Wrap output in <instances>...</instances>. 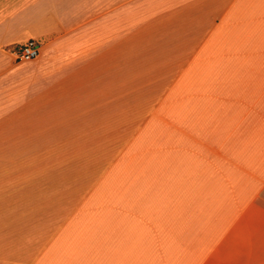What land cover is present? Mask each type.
Returning <instances> with one entry per match:
<instances>
[{"label": "crops", "instance_id": "crops-1", "mask_svg": "<svg viewBox=\"0 0 264 264\" xmlns=\"http://www.w3.org/2000/svg\"><path fill=\"white\" fill-rule=\"evenodd\" d=\"M2 100L0 264H264V0H0Z\"/></svg>", "mask_w": 264, "mask_h": 264}, {"label": "rangeland", "instance_id": "rangeland-1", "mask_svg": "<svg viewBox=\"0 0 264 264\" xmlns=\"http://www.w3.org/2000/svg\"><path fill=\"white\" fill-rule=\"evenodd\" d=\"M11 61V60H10ZM32 63V62H31ZM28 63V64H31ZM16 67H21L27 64H17L14 63ZM23 75H28V71L25 73L19 72L18 78H20ZM18 91H21V83L18 87ZM20 100L14 101V103H19ZM0 103L4 104L5 101L2 100ZM20 118L18 117L15 119V122ZM18 121V122H19ZM21 122V121H20ZM30 123H36V119L31 120ZM22 133H18V136H15V140L13 144H10L9 146H2L0 147V175H2L6 171L7 165L10 167V170L12 166H21L22 163V157L25 156L26 158L33 156L36 151H37V139H38V133H29V138L28 139H23L22 138Z\"/></svg>", "mask_w": 264, "mask_h": 264}, {"label": "built area", "instance_id": "built-area-1", "mask_svg": "<svg viewBox=\"0 0 264 264\" xmlns=\"http://www.w3.org/2000/svg\"><path fill=\"white\" fill-rule=\"evenodd\" d=\"M40 55V47L34 41H30L22 46L15 48L11 56L17 63H28L36 60Z\"/></svg>", "mask_w": 264, "mask_h": 264}]
</instances>
